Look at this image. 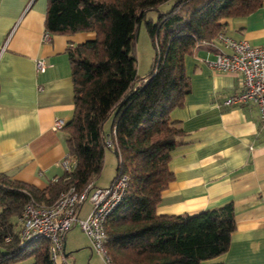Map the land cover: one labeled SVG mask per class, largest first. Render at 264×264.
<instances>
[{
  "label": "trees",
  "instance_id": "trees-1",
  "mask_svg": "<svg viewBox=\"0 0 264 264\" xmlns=\"http://www.w3.org/2000/svg\"><path fill=\"white\" fill-rule=\"evenodd\" d=\"M169 0H47L45 32H94L68 48L73 114L63 127L67 157L75 166L45 188L0 174V264L31 259L53 264L46 239L21 246L18 218L24 205H50L71 187L82 191L103 165L104 137L112 141L115 175L125 193L106 218L105 249L111 264H221L235 229L231 202L194 214L156 213L173 175L172 150L184 134L170 114L190 91L184 60L200 43L224 33V20L256 11L264 0H174L156 21L146 20L154 47L149 73L138 77L134 40L147 10ZM112 117L104 135L103 121ZM95 186V185H94Z\"/></svg>",
  "mask_w": 264,
  "mask_h": 264
},
{
  "label": "crops",
  "instance_id": "crops-1",
  "mask_svg": "<svg viewBox=\"0 0 264 264\" xmlns=\"http://www.w3.org/2000/svg\"><path fill=\"white\" fill-rule=\"evenodd\" d=\"M46 9L47 0H0V174L39 189L62 175L61 161L68 152L63 129L51 128L54 119L67 122L73 114L68 48L95 36L82 31L43 39ZM224 22L225 34L264 50V5ZM215 52L203 42L185 57L190 91L183 106L170 114L184 134L171 152L173 179L156 213L194 214L231 202L235 229L228 249L208 262L264 264V129L254 103L221 105L239 89L240 77L210 69L205 60ZM36 59L46 64L43 72L36 71ZM105 120L104 135L112 128L110 123L104 130ZM90 209L85 201L78 216ZM71 252L76 254L68 264H84V256L87 264L93 255L101 259L78 224L64 237L65 257Z\"/></svg>",
  "mask_w": 264,
  "mask_h": 264
},
{
  "label": "built area",
  "instance_id": "built-area-1",
  "mask_svg": "<svg viewBox=\"0 0 264 264\" xmlns=\"http://www.w3.org/2000/svg\"><path fill=\"white\" fill-rule=\"evenodd\" d=\"M43 39L49 34L44 33ZM224 49L219 48L213 41L204 42L216 49L213 59H206L207 66L215 71L234 73L240 77L239 89L222 100L223 107L238 106L254 103L259 110L261 127L264 129V50L251 45L244 39H234L225 33L215 37ZM35 69L43 72L46 64L42 59H36ZM66 121L54 119L51 128L61 130ZM103 145L112 147L108 136L104 137ZM63 170H71L75 159H62ZM126 187V178L119 176L108 186H94L89 182L82 191L71 187L66 193L50 205H37L34 201L27 202L18 218L21 246L39 239H46L49 245V257L53 264H68L64 253V237L75 224L88 237L91 248L101 257L105 264H111L105 249L106 234L104 224L112 210L122 200ZM91 203L90 212L83 218L78 216L80 206L85 202Z\"/></svg>",
  "mask_w": 264,
  "mask_h": 264
},
{
  "label": "rangeland",
  "instance_id": "rangeland-1",
  "mask_svg": "<svg viewBox=\"0 0 264 264\" xmlns=\"http://www.w3.org/2000/svg\"><path fill=\"white\" fill-rule=\"evenodd\" d=\"M173 2L174 0H169L160 4L157 7V10L154 9L147 10L145 12L144 19H142L136 26V34L134 40V55L136 58V73L140 78L145 77L149 73L154 57V47L147 32L145 22L146 20H151L152 22L156 21L158 17V13L167 12L171 8ZM105 122L106 125L104 130H106V128H108V125L112 123V117L108 116ZM115 168H116L115 154L113 153V150L109 149L108 147H105L102 169L100 171L98 178L95 180L96 186L97 185L100 187L108 186L113 176L115 175ZM82 237L84 238L83 235ZM67 252L68 251H66V253ZM75 254H76L75 252H71L70 256L66 257L67 259L66 261L67 262L68 260L72 261L73 260L72 256H74ZM78 255H80V253ZM87 258L88 257L86 256L83 257L84 264H87ZM90 264H105V263L101 261V259L98 256L93 255V258L92 257L90 258Z\"/></svg>",
  "mask_w": 264,
  "mask_h": 264
}]
</instances>
